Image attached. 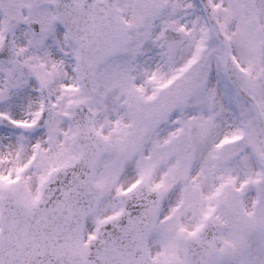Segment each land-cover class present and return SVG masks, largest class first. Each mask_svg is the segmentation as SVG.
Masks as SVG:
<instances>
[{"label": "snow or ice", "instance_id": "obj_1", "mask_svg": "<svg viewBox=\"0 0 264 264\" xmlns=\"http://www.w3.org/2000/svg\"><path fill=\"white\" fill-rule=\"evenodd\" d=\"M0 264H264V0H0Z\"/></svg>", "mask_w": 264, "mask_h": 264}]
</instances>
